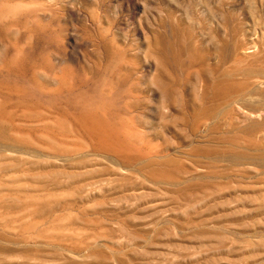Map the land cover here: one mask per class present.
<instances>
[{
  "label": "rangeland",
  "instance_id": "374dc122",
  "mask_svg": "<svg viewBox=\"0 0 264 264\" xmlns=\"http://www.w3.org/2000/svg\"><path fill=\"white\" fill-rule=\"evenodd\" d=\"M120 73L129 150L32 119ZM0 264H264V0H0Z\"/></svg>",
  "mask_w": 264,
  "mask_h": 264
},
{
  "label": "bare ground",
  "instance_id": "6f19581e",
  "mask_svg": "<svg viewBox=\"0 0 264 264\" xmlns=\"http://www.w3.org/2000/svg\"><path fill=\"white\" fill-rule=\"evenodd\" d=\"M105 51L109 59L107 62L108 65H112L111 61L114 59V56L118 54L120 58V65L117 70L122 72V67L124 66L122 62H124V60L120 53H118V51L113 49L112 47L108 46L105 47ZM50 67L52 66L50 65ZM53 76L56 78H60L59 81L61 87L66 88L65 90H70L68 88L74 86V78L71 80L66 76ZM227 77L217 80L216 85L213 88L214 90L212 91L211 96H209L214 104L219 100H222L223 102L229 98L234 97L245 88L246 84L244 82H241L239 80V82L236 80L234 81L233 78V80L230 79V81ZM113 83L126 85L127 89L122 90V95L124 97L131 95V90H129L130 79L128 75L122 74L120 77H116V79L114 78V80L110 76L109 79L105 81V84H103V90L100 92L102 95L98 97L97 95L89 96L86 98L78 97L73 102L75 105L79 106L78 112L64 113L57 108L54 110L55 106L52 103H48L42 100L37 101L36 103H32V119L36 118L40 121L67 120L72 122L73 125L78 128L79 132L82 131L84 135L89 138H96L104 146L106 145V142L104 141H111L115 138L117 139V141H119L120 138H122L121 140L125 142V147L126 149H128V146L132 145L131 140L134 139L136 135V131L131 124L133 115L131 114L130 103L128 101L125 100L122 106H117L115 105L114 100L111 99L110 95L112 94ZM37 88L46 96H49L53 92V89L49 86ZM162 88H165L163 82ZM17 93L19 97H24L22 94H20L19 90H17ZM234 101L238 102L239 100L236 99ZM29 103L31 102H28L26 104L28 108H30V106L28 105ZM62 103L63 96L60 93V95L58 96V104L60 105ZM64 103L66 104L67 101H64Z\"/></svg>",
  "mask_w": 264,
  "mask_h": 264
}]
</instances>
